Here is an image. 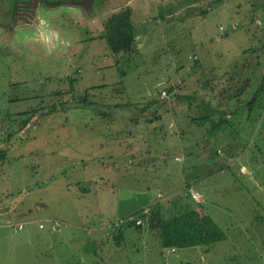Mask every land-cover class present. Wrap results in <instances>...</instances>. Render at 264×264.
Here are the masks:
<instances>
[{"label":"rangeland","instance_id":"obj_1","mask_svg":"<svg viewBox=\"0 0 264 264\" xmlns=\"http://www.w3.org/2000/svg\"><path fill=\"white\" fill-rule=\"evenodd\" d=\"M131 13L136 41L127 53L107 48L98 22L77 20V27L63 23L60 28L78 44H61L52 55L38 51L36 44H0V139L19 125L14 113L38 107L26 126L8 141L0 140L5 148L0 156V264H264V103L248 109L247 126L246 109L234 112L230 127L239 137L254 126L249 145L243 152L240 147L239 157L227 161L226 171L212 177L208 186L197 183L206 197L217 194L211 183L226 185L205 211L223 233L208 251L174 247L176 252L169 253L161 246L138 250L135 245L142 244L131 242L118 251L90 247L81 224H88L98 209L102 214L129 212L141 202L143 187L164 190L168 180L186 178L185 171L174 167L172 153L186 149L187 132L202 120H193L198 113L188 103L210 91L213 103H226L224 85L236 79L230 77L234 68L238 76L253 81L264 76V0H138ZM238 76L236 84L242 82ZM169 90L176 92L179 104L169 112L164 107L157 111L151 103L167 101ZM83 96L90 106L74 107V100ZM107 103L139 105L113 108L117 112L109 111L114 116L109 120L98 114ZM156 111L160 116L151 121L126 119ZM169 118L173 125L166 123ZM124 130L142 134L157 151L155 159L166 155V164L148 165L144 172L114 165L126 151L117 145V134ZM224 148L214 151L217 158L223 157ZM197 153L184 152L185 159ZM141 155L142 162L150 159ZM240 164L246 173L239 171ZM49 219L63 224L51 231ZM18 222L24 226L14 231ZM146 238L154 244V236Z\"/></svg>","mask_w":264,"mask_h":264},{"label":"crops","instance_id":"obj_2","mask_svg":"<svg viewBox=\"0 0 264 264\" xmlns=\"http://www.w3.org/2000/svg\"><path fill=\"white\" fill-rule=\"evenodd\" d=\"M232 72H230L231 78L235 77V75L238 76V69L234 68ZM238 77H242V82L238 80V83L236 84V79L233 78L227 80V83H229L228 85H224V96L226 97V99L229 98L226 103H213V100L211 98V91L210 94L205 93L204 96H198L197 99L192 100V103H188L187 107L191 108V110H195L196 114L198 113L197 116L193 118V120H195V118H200L201 120L203 117H205L204 119L206 120L202 119L201 121H199L197 129L190 130L187 132L190 142L189 145H187L186 149H182L172 153V157L176 162V165L174 167H177L178 171L186 172L187 176L185 179L179 177V181L168 180V182L164 186V190L158 188L151 190L148 186L143 187L142 189H140V192L138 194L142 197V200L135 208H133V210L129 212L124 211L122 213L120 212L117 214H110L106 212L102 214L101 211H99L98 209L96 211L97 213H93L91 221L88 222V224H81L82 228L86 230V233L90 238L88 242L91 244L90 247L94 251L97 249V247L100 248L101 245H103L106 251L110 249L118 251L123 249L125 242H128V244L129 242H131L133 244H142L135 245L136 249L138 250L139 247L137 246H141V248L148 250H152V247H155L157 249L159 246H161L162 250L166 249V251L169 253L176 252V248H174L173 251H170L169 248L171 247H163L161 245L158 232L155 227H150L149 225H147V223L141 224L138 227L133 223L128 224L127 222L131 221L132 217L130 215L133 212L144 207H149L154 210H160L163 213L162 215H170V211L182 209L185 204H189V206H191V208L196 210L198 213H204L205 211L207 212L206 208H208V204L210 203V201L214 203V198L217 197V194L222 195L225 192L224 188L226 187V185L223 182H214L211 183L209 187L212 191L217 194H215L213 197H206L205 194L202 192V188H200L197 183L203 184V187L208 186V181L215 175L221 174L223 171H226V168L228 167L227 161L228 163H230L233 157L238 158L240 155L238 154V149L242 147L243 150H239V152H243L246 149V146L249 145V141H251L252 139L254 126L251 127L247 133H245V137H239V134L236 133L237 130H235L233 127H230V125H232L234 112L239 107L246 109L244 116V121H246L245 124L248 122V120H251L248 109L252 110L253 107L256 105L258 106V108L261 107V103H238V99L237 96H235V92L237 87L241 86L244 80L243 78H245L246 76ZM251 90L252 85L250 84L248 92H250ZM175 95L176 92L172 90L170 95L166 97L168 102L166 105H164L166 111L170 109V106L179 104L178 101L180 99L176 98ZM241 97L244 98L245 96ZM134 104L139 105V103ZM151 106H156V104L151 103ZM211 107L214 108V111L212 112ZM187 118L190 119V116H188ZM134 119H138V123H140L141 121H147L145 120V118L142 119V116ZM190 120H192V118ZM166 123L173 125L174 119L169 118ZM207 123H209L208 125H210L209 128ZM131 131L132 130H124L123 133L117 134V137L119 138L117 145L120 148L124 147L126 151H124L123 154L121 153L120 155H118L117 157H119V159L115 162L113 159L110 160L111 162H114V165L118 164V166H127L126 168L132 167V170L144 172L146 171L148 165L155 166L157 164H166V160L164 159L166 155L160 161L158 159H155L158 153L157 151H153L151 148L148 147V139L144 138L142 134L139 135L137 133H132ZM195 132L197 134H195ZM153 139L155 140L156 137ZM132 140L140 142L142 144L141 147L131 143ZM243 141L245 144H243ZM218 144L225 146L222 158H217L214 153V151H216L217 153L223 152L222 146ZM127 150H132V153L129 152L130 154H127ZM143 152L146 156L149 155L150 157L149 160H146L144 162H142L143 160L139 159V157L142 156L141 154ZM184 152L188 154L193 152L198 153L196 154L197 157L193 155L192 159H190L188 155L185 159ZM99 163L102 167L105 166L104 160H101V162ZM241 165L244 164H240V166ZM240 166L239 171L241 173H246L247 170L241 171ZM149 170L151 171V168ZM193 190H198L200 194L198 199H194L193 197H191L190 192ZM84 216L88 217L89 215L87 213H84ZM211 217L214 220V217ZM118 219L123 221L121 223V227L112 235H106L104 229L106 222ZM75 225L79 227L80 224L77 223ZM135 232H138L137 234H139V236H136ZM63 233H65V231L61 232V234ZM148 235L154 236L155 240L153 245L151 241L146 238ZM187 247H200L203 251L209 250V247L203 245H193ZM125 264L130 263L125 262ZM142 264H144V262H142Z\"/></svg>","mask_w":264,"mask_h":264},{"label":"trees","instance_id":"obj_3","mask_svg":"<svg viewBox=\"0 0 264 264\" xmlns=\"http://www.w3.org/2000/svg\"><path fill=\"white\" fill-rule=\"evenodd\" d=\"M160 15H162V12H160ZM135 37V27L131 19L129 10L120 11L111 16L105 22L102 32V38L104 39L107 48L111 52L127 53L131 51L136 41ZM257 59H259V56L257 57ZM256 65H258V67H261L263 65V62L257 60ZM257 76H259V74ZM250 83L252 85V90L248 92L249 86L247 87V85H249ZM70 84H72V80H70ZM71 86L72 85H70V88ZM262 90H264V76L259 82L255 80L253 81V79L249 77L243 80L241 86L237 87L235 96H237L238 103H264V94H258ZM171 91L172 90H169V92ZM241 96L245 97L242 98ZM89 102L90 101L87 99V97L83 96L80 98H76L72 105L74 107H87L90 106ZM155 102H158L155 103L158 107V110L156 109L157 111H159V109L167 104V101H165L164 99ZM131 105L133 106L136 104L107 103L105 107L98 112V114L110 120L112 119V117H114L112 116V114H109V111H111L113 108L117 109L122 108L123 106ZM54 107L55 104L50 105L48 108L51 109ZM37 109L38 107H34L14 113L13 115L16 114L14 120H16L19 125L12 129L9 128L7 130V135L1 138L2 142L8 141L11 135L15 134L18 130L26 126L31 117L38 112ZM112 111L117 112V110ZM212 111H214L213 107H211V112ZM155 116H157L156 118H158V116H160V113L157 112L152 115V117H142V119L145 118V120L151 121L153 118H155ZM134 117L135 116H128L127 118L131 123L137 124L138 119H134ZM204 118L205 117H203L202 119L206 120ZM4 154L5 148H0V156H3ZM140 210L141 209L133 212L130 216L133 218L135 215L140 214ZM170 213V215H162L163 213L160 210L149 208L148 213H146V215H143L144 223H147V225H149L150 227H155V229L157 230L160 243L163 247H187L193 245H203L209 247L214 242L220 240L223 236L222 230L219 228L217 223L209 217L207 213H198L196 210L191 208L189 204H185L182 209L170 211ZM127 223L132 224L131 221H128ZM137 226L139 227L140 225ZM183 264L194 263L186 261Z\"/></svg>","mask_w":264,"mask_h":264},{"label":"flooded vegetation","instance_id":"obj_4","mask_svg":"<svg viewBox=\"0 0 264 264\" xmlns=\"http://www.w3.org/2000/svg\"><path fill=\"white\" fill-rule=\"evenodd\" d=\"M137 2L138 0H0V44L31 43L39 46L38 51L44 49L35 39L38 25L34 18L39 17L47 20L65 38L66 43L61 48L69 45L73 48L78 44L77 39L72 40L60 28L63 23L77 27L75 20L88 25L98 22L103 31L105 22L114 14L129 10L131 16V10Z\"/></svg>","mask_w":264,"mask_h":264},{"label":"built area","instance_id":"obj_5","mask_svg":"<svg viewBox=\"0 0 264 264\" xmlns=\"http://www.w3.org/2000/svg\"><path fill=\"white\" fill-rule=\"evenodd\" d=\"M257 22H260L259 20ZM220 29H222V26L219 27ZM166 93V90L165 89H162L161 90V96H164ZM240 170L241 171H246V167L244 165H241L240 166ZM190 195L191 197H193L194 199H198L199 198V192L198 190H193L190 192ZM149 211V208L148 207H144L140 210V214L138 215H135L133 218H131V222L134 224V225H141L144 223V218H143V215H146V213H148ZM2 214V210H1V206H0V216ZM49 222V228L51 231H56L58 226L60 224H63L62 221H59V220H56V219H49L48 220ZM123 221L122 220H112V221H109L105 224V234L110 236L112 235L113 233H115L116 231H118V229L121 227V223ZM24 224L23 222H18L17 225L13 224V229L14 231H17L18 229H21L23 228ZM38 226L40 228H44L45 226V223L44 222H40L38 224ZM170 251H173L174 250V247H171L169 248Z\"/></svg>","mask_w":264,"mask_h":264},{"label":"clouds","instance_id":"obj_6","mask_svg":"<svg viewBox=\"0 0 264 264\" xmlns=\"http://www.w3.org/2000/svg\"><path fill=\"white\" fill-rule=\"evenodd\" d=\"M34 21L38 25L35 32V39L41 44L48 55H52L61 44L66 43L62 34L53 28L47 20L35 17Z\"/></svg>","mask_w":264,"mask_h":264}]
</instances>
